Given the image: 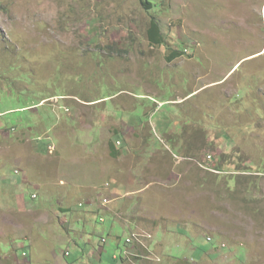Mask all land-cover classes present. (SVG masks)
Here are the masks:
<instances>
[{"label":"rangeland","instance_id":"obj_1","mask_svg":"<svg viewBox=\"0 0 264 264\" xmlns=\"http://www.w3.org/2000/svg\"><path fill=\"white\" fill-rule=\"evenodd\" d=\"M151 2L147 11L141 0H0L3 252L20 256L25 246L30 254L13 237L32 229L39 245L32 264H62L66 249L69 264H87L72 243L90 240L95 255L101 237L100 264L124 255L129 237L130 263L264 264V0ZM152 20L162 44L149 42ZM174 52L182 55L172 59ZM53 97L56 105L40 104ZM129 119L151 124L148 145L113 134L125 155L111 157L106 127ZM58 120L74 168L90 171L75 180L95 189L92 203L75 201L72 216L59 212L68 187L50 173L55 163L30 155L48 141L57 146L48 128ZM114 193L126 197L111 203L112 213L120 207L117 220L138 228L130 230L137 242L97 213L99 199L103 205ZM17 196L32 210L23 217L11 211Z\"/></svg>","mask_w":264,"mask_h":264},{"label":"crops","instance_id":"obj_2","mask_svg":"<svg viewBox=\"0 0 264 264\" xmlns=\"http://www.w3.org/2000/svg\"><path fill=\"white\" fill-rule=\"evenodd\" d=\"M53 99L54 100L58 99V97H53ZM51 100L50 99L49 100H43L42 102H40V104L45 103L46 101H49L53 105L57 104V100H55L53 103H52ZM100 101H102V100L95 101L94 103H92V105L94 106L95 104H99L98 102H100ZM125 109H127V108H125ZM101 110H103L102 111L103 114H101L103 116L102 120H105L106 118H108L107 117L108 115L107 116L104 115V109H101ZM145 116H147V112L145 113ZM59 126H61V127H59ZM66 126L68 127L69 125H66ZM48 130H49V134H50V130H51L52 134L54 135V137L56 139V142H57V146L55 144L51 143V141H48L45 146L43 145V146H40V147H37V148H35V147L32 148L31 147L30 155L32 157H35L36 159H39V161L52 160L55 163L56 167H54L53 169H50V173L52 174L54 172L57 175H59L58 182H60V184H64L66 187H68V190L66 191L68 196H66V198L63 199V201L66 202V206L65 205L59 206V212L63 213V214L66 213L69 216H72V214H74L72 210H75L72 207V205L75 203V201L82 202V203H79V205L82 208L83 204L92 203L93 200H94V196L90 194V191H94L95 189L93 187H90L89 184L77 183V181L75 180V176L76 175L83 174V175L87 176V174H90V171H88L86 169L77 171L76 168H74L76 166L75 162L73 161L75 159V157L71 158V156H73V154H71V156H70L68 154V152L64 151V148H67L65 146H68V145L66 143L64 145L65 138H64V136L62 134V131L64 129H62L61 120H58L55 124L51 125L50 128H48ZM106 131H107V136H108L106 141H107V143L109 145V150H110L111 157H119V156H121V158H124L123 155H125V154L122 153L121 150H119L118 147L115 146V144L117 145V143H119L118 146H122L123 143L121 141H119V140H116L115 142H113L112 139H111L112 138L111 136L113 134H119L123 138V142L126 143L127 145L128 144L132 145L135 142L146 143L148 145V142H149V140L151 138V134H152V127H151V124H149V123L144 122V123L137 124L133 119H129L128 123L121 122V124H113V125L107 126L106 127ZM17 136L18 135H15L13 139H15L16 141L22 142V144L28 143L30 145H33L30 142H28V140H26V139L24 140L23 137L21 139L17 140ZM47 139L49 140L48 137H47ZM68 141L70 142V140H67V142ZM78 143H80V142L77 141L75 143V146H78V147L81 146ZM34 145H35V143H34ZM83 145L84 146H86V145L90 146L91 142L84 143ZM49 146L54 147V151L52 153H49V151H48V147ZM59 148L60 149L63 148L62 152L58 150ZM64 157L67 158V161H65ZM129 173L123 171V174L128 175ZM45 174H46V172H44V174H42V175H45ZM27 175H28V173H25V172L22 173L21 182H22L23 185L29 183V181H30L28 179ZM61 176H65L66 179L64 180L63 178H61ZM119 184H120V187L125 188L126 190L129 189V185L126 183V181H123L122 179H119ZM141 184H142V182H141ZM38 185L40 186L41 189H43L42 188V183H38ZM149 185H151V184H149ZM149 185H144V187L148 188V187H150ZM58 186H59V184H58ZM144 190L140 189L139 192H141V191L143 192ZM77 191H79V194L81 195V198H79V199L75 198V193ZM127 191H128V193H127L126 196L129 195V190H127ZM104 192H105V190H104ZM130 193L132 194V191ZM112 196L113 197L116 196L117 199L115 198L113 200L112 199H108L107 200V198L102 197V198H105L107 200V204L105 206L101 205V201L99 199L98 206H97V213L99 215L100 214L108 215L109 217H111L112 220H114L116 222L115 224H118L122 228L128 229L129 233L132 232L130 230H133L134 232H136V230L138 228L136 226L132 225L130 222H128V224H122L121 223L122 221H118V220H123V218H120V217L118 218V216H120L121 213H122V211L120 210V207L118 209H116L117 206H115L116 208H114V212L113 213H112V208L110 207L111 203L113 201H115V200L123 201V199L126 196L120 197L119 195H117L115 193L112 194ZM14 206H15L14 209L11 210V211H16V213H17L16 216H19V217L20 216L23 217L27 213V211H29V212L32 211L29 206H26L24 198H22V196H17V198L15 197ZM84 212H86V211H84ZM87 215H92L93 216V213H88ZM93 219H94V222H95V217L94 216H93ZM65 221H66L65 217H63L61 219L60 223H61L62 228L66 232V234L69 235V229H67L65 227ZM97 221L99 222V219ZM31 230L32 229H29L27 231V234H26L27 237H30V239L29 238L27 239V237H24L23 234H21L19 231L16 232L14 234V237H13V238H21V239H23V241H26L28 243V246L31 247L30 254H29V252H27L28 251V247H25V246H21L22 252H21L20 256H18V254L14 250V248L12 249V251H10L8 253H5L2 250H0V264H32V262L34 261V258H35L34 257V250H37L39 245H36L37 242H38V239H37L38 235L35 236L34 232H32ZM33 231H34V229H33ZM20 234H21V236H20ZM0 235H1L0 237L2 239V237L4 236V233L2 232L1 229H0ZM39 238H40V234H39ZM86 238L89 239L88 236ZM119 238H118V236H116L114 238L115 239V245H116V243L119 242V240H118ZM41 240L43 241V243H41L42 248H43L44 244L46 242H45V240L42 237H41ZM120 240H121V238H120ZM89 243H90V240H86V243H83L82 245H76L77 242H73L72 243L73 244V248H74L75 245H76L75 248L78 247V246H81V248H78V254L80 255L78 260L81 259V256H85L87 258V260H86L87 264H100L102 262V256L100 254H95V255L92 254L90 252V249H89V245H90ZM106 243H107V241H106ZM152 243H153V241H152ZM95 244H94V246H95ZM82 246H84V247H82ZM97 248H99V247H97ZM45 249H47V246L45 247ZM68 250L69 249H66L61 254L62 255L61 258H62V261H63L62 264H69L67 262V258H69V255H71V253L68 254V252H67ZM54 251H55V249H54ZM147 252H151V249L149 248ZM65 253L67 255H64ZM55 254H56V252H55ZM132 254H133V252H131V255ZM130 258L131 257H126L125 255H122V260H118L117 259V263L116 264H140L138 262L130 263ZM170 258L173 259L172 257H170ZM25 260H27V261H25ZM174 260H176V259H174ZM73 261H74V263H73ZM73 261L71 262L73 264L80 263V261L77 262V263H76L75 260H73ZM177 261H180V260H177ZM54 262L59 264V261L57 259H55ZM80 264H82V263H80Z\"/></svg>","mask_w":264,"mask_h":264},{"label":"trees","instance_id":"obj_3","mask_svg":"<svg viewBox=\"0 0 264 264\" xmlns=\"http://www.w3.org/2000/svg\"><path fill=\"white\" fill-rule=\"evenodd\" d=\"M141 5H142V7L145 9V10H147V11H150V10H152L153 9V7H154V4L151 2V0H144V1H142L141 0ZM148 39H149V42L152 44V45H159V44H162L163 43V41H162V39H161V35H160V32H159V28H158V24H157V22L155 21V20H152L151 22H150V27H149V29H148ZM180 55H182L181 53H179V52H174L173 53V55L171 56V58L172 59H174V58H177V57H179ZM211 158V157H210ZM119 238V237H118ZM104 239V238H103ZM102 237L100 238V240L96 243V245L94 246V250H95V252H96V254H100L101 256L103 255V253H104V248L106 247V240H105V242L103 243L102 241ZM119 240V242L118 243H116V247L118 248V245L121 243V240H120V238L118 239ZM125 241V240H124ZM83 244V243H82ZM76 245H78V243L76 244ZM75 245V246H76ZM85 246V245H84ZM84 246H82V247H84ZM99 247V248H97V247ZM124 246H125V248H126V250H127V245H126V243L124 242ZM79 247V246H78ZM79 248H81V247H79ZM68 252V254H70L71 252L68 250L67 251ZM71 255H69V257H70ZM113 258H111L112 259V262H113V264H116L117 263V259L118 260H122V254L120 253L118 256H112ZM119 257V258H118ZM75 261H76V259H75ZM73 263H74V261H73ZM73 263H71V264H73Z\"/></svg>","mask_w":264,"mask_h":264},{"label":"built area","instance_id":"obj_4","mask_svg":"<svg viewBox=\"0 0 264 264\" xmlns=\"http://www.w3.org/2000/svg\"><path fill=\"white\" fill-rule=\"evenodd\" d=\"M119 144V143H118ZM48 151H49V153H52L53 152V148H52V146H49L48 147ZM208 159H210V157L208 156ZM34 197V196H33ZM102 203H103V205H106L107 204V200L106 199H103L102 200ZM100 221H102V220H100ZM132 236H135L136 237V242H137V236H138V234H136V233H134V232H132ZM103 243L105 242L104 241V239L102 238V240H101ZM125 243H126V245H127V250L124 252V255L126 256V257H129L130 255H131V248H133L134 247V244H128L127 243V241H125Z\"/></svg>","mask_w":264,"mask_h":264},{"label":"bare ground","instance_id":"obj_5","mask_svg":"<svg viewBox=\"0 0 264 264\" xmlns=\"http://www.w3.org/2000/svg\"><path fill=\"white\" fill-rule=\"evenodd\" d=\"M129 238H130V237H129ZM129 238L126 239V241H127L128 244H130V239H129ZM104 241H105V239H104ZM208 241H209V239H208ZM209 242H210V241H209ZM66 255H67V254H66ZM112 258H113V257H112Z\"/></svg>","mask_w":264,"mask_h":264},{"label":"clouds","instance_id":"obj_6","mask_svg":"<svg viewBox=\"0 0 264 264\" xmlns=\"http://www.w3.org/2000/svg\"><path fill=\"white\" fill-rule=\"evenodd\" d=\"M210 157V156H209ZM100 222V221H99ZM100 223H103V222H100Z\"/></svg>","mask_w":264,"mask_h":264}]
</instances>
